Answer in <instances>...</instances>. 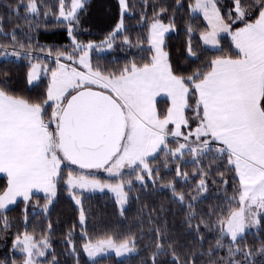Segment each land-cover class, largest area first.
Returning <instances> with one entry per match:
<instances>
[{"label":"snow or ice","instance_id":"1","mask_svg":"<svg viewBox=\"0 0 264 264\" xmlns=\"http://www.w3.org/2000/svg\"><path fill=\"white\" fill-rule=\"evenodd\" d=\"M91 7L0 0V264H264V0Z\"/></svg>","mask_w":264,"mask_h":264},{"label":"trees","instance_id":"2","mask_svg":"<svg viewBox=\"0 0 264 264\" xmlns=\"http://www.w3.org/2000/svg\"><path fill=\"white\" fill-rule=\"evenodd\" d=\"M109 3H115V0H92V4L95 5V7H91L92 12V21L94 23V26L92 28V36L85 35L84 38H92V39H102L104 32H106L108 29L104 26V24L101 22L103 18V12H107L109 9L106 7ZM131 23H134V21H131ZM42 41L46 40V42H57V43H64L65 40L61 39L58 36H53L51 33L47 35V37H41ZM112 54H107L102 62H107L111 58ZM115 55H123L122 53H115ZM109 195V194H108ZM87 208H90L93 213H107L108 216H105L104 218H109L110 214L112 212V206L111 201L108 200L104 194H96V196L89 201L86 202L85 205ZM134 211V209H133ZM73 211L72 207L70 206V203L67 200L62 199L59 204L56 206V210L53 213V220L59 217V219L62 222H70L73 218ZM131 215V213H130ZM63 230V225L61 226L58 231ZM54 243L56 245V250L59 252L61 251V244L59 243V236L54 240Z\"/></svg>","mask_w":264,"mask_h":264},{"label":"rangeland","instance_id":"3","mask_svg":"<svg viewBox=\"0 0 264 264\" xmlns=\"http://www.w3.org/2000/svg\"><path fill=\"white\" fill-rule=\"evenodd\" d=\"M97 194H101V193H97ZM110 195V194H109Z\"/></svg>","mask_w":264,"mask_h":264}]
</instances>
